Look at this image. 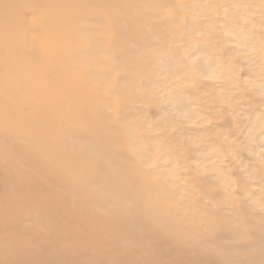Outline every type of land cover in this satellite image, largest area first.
<instances>
[{"label":"rangeland","instance_id":"1","mask_svg":"<svg viewBox=\"0 0 264 264\" xmlns=\"http://www.w3.org/2000/svg\"><path fill=\"white\" fill-rule=\"evenodd\" d=\"M10 1L0 4V264H264V234L242 221L253 97L243 107L244 69L212 9ZM187 49L219 68L196 71Z\"/></svg>","mask_w":264,"mask_h":264},{"label":"bare ground","instance_id":"2","mask_svg":"<svg viewBox=\"0 0 264 264\" xmlns=\"http://www.w3.org/2000/svg\"><path fill=\"white\" fill-rule=\"evenodd\" d=\"M195 1L200 7L204 5L210 7L216 16L219 6L225 10L221 19L212 16L210 22H212L214 29L217 28L216 23L222 25L223 30L221 31L225 33L226 43L234 45L229 51L231 54L240 57L238 69L239 72H241V68L244 69L243 74L245 75L241 77L242 84L240 87L243 107L249 105L248 94L253 97L251 99V104L254 106L251 112L253 116H250L247 111L243 113L242 120L246 127H244L242 134H244L243 147L253 157L256 172L251 175L247 168H244L242 172L244 173L242 179L245 180L244 185H242V204L245 207L242 211L244 212L242 221L244 227H249L255 234L261 235L264 234V0ZM0 4L4 5L5 0H0ZM15 5L16 0H11L8 7L12 10ZM191 44V49H202V45L196 42V39L192 40L189 45ZM191 49L184 50L182 58L187 63L193 64L196 71L204 73L211 70L216 71L219 68L217 59L194 57L190 52ZM228 67L230 72L237 71L231 59L228 61ZM249 183H252L253 193L249 190ZM251 209L256 215L257 220L255 221H252L250 212H248ZM245 213H248L249 216L247 217Z\"/></svg>","mask_w":264,"mask_h":264}]
</instances>
